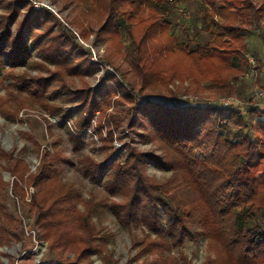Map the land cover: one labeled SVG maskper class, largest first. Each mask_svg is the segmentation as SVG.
<instances>
[{"label": "trees", "instance_id": "16d2710c", "mask_svg": "<svg viewBox=\"0 0 264 264\" xmlns=\"http://www.w3.org/2000/svg\"><path fill=\"white\" fill-rule=\"evenodd\" d=\"M81 1L89 10L99 9L95 18L103 19V25H107V40L124 32L131 44L136 43L143 49L136 57H140L139 62H150V69L153 67L155 72L160 70L165 87L180 78L190 81L193 90L203 83V90L232 94L241 75L250 68L248 38L253 33L258 34L263 51V58L255 60L258 66L262 61L264 63V0H197L193 19L197 18L202 25L207 35L204 40L197 36L182 40L172 31V19L180 5H187L188 0ZM31 11L22 20L16 36L9 27L16 21V10L0 16V58L7 49L18 63H25L31 56L24 35L45 25L51 15L47 11L35 23L41 12L37 13L36 20H32L34 13ZM71 33L69 27L62 26L58 33L61 42L56 43L53 38L45 42L50 51L34 42L41 59L55 66L52 71L48 69L47 76L26 77L23 74L16 76L17 82L12 83L17 91H26L31 102H38L40 108L49 109L55 116L58 108L49 106L48 98L58 95V89L46 95L51 83L56 80L61 83L59 87L65 89L69 86L67 77L79 76L91 69L78 71L76 65L71 64L73 48L64 49L65 43H72ZM41 37H45L44 32ZM165 73L167 77L163 76ZM175 73L182 76H172ZM146 74L139 64L140 87L154 88L155 82H149ZM249 92L250 89L239 95L246 98ZM112 93L114 91L107 88L93 93L94 97L90 92L82 91L69 98L70 101L78 99L87 106L86 116L79 126L72 127L80 133L73 139L76 148L81 145L82 131L90 128L91 123L95 124L97 119V125L102 126L100 109L109 104L106 96ZM130 96L129 92L120 95L124 99ZM136 103L134 108L127 110L129 115L132 114L127 126L143 129L140 137L155 144L160 153L130 149L121 164L98 162L88 155L80 159L86 176L93 178L108 171L105 189L109 195L117 196L119 202L111 200L105 204L101 200L90 207L93 197L83 202L77 189L60 183L55 164L63 158L58 151L46 148L39 166L32 171L34 173L26 164L20 168L24 162L21 158L14 159L11 154L0 151V159L5 162L1 164L0 160V166L20 178L29 171L26 185L34 188L31 200L22 202L23 219L0 211V248L15 242L21 244L22 250L30 249L27 246L33 243L32 236L26 233L24 221L32 215L33 237L47 243L48 251L57 257L35 263L30 251H26L17 264H78L74 257L82 245L89 244L93 237L106 239L89 221L94 208L105 207L115 212L124 225L139 224L148 230L146 238L136 243L145 245L144 252L155 249L151 251L159 253L181 245L185 237L190 236L188 225L197 222L200 225L197 233L207 240L208 248H218V256L229 258L231 264H264V118L257 117L251 123L250 116L253 110L259 109L246 108L243 112L213 103L166 104L149 97ZM0 113L12 114L5 108H0ZM70 115L65 112L59 119L68 120ZM112 119L113 122L117 120ZM105 121L109 130L104 135L98 129L96 132L101 135V141L104 137L103 141L109 143L106 144L108 147L116 148L112 129H117L119 122H114L115 127L111 128L109 121ZM149 162L169 169L170 176L158 181L149 178L145 172ZM21 189L17 183L13 184L12 191L20 194ZM78 202L84 204L82 211ZM110 237L108 235L107 239ZM0 255L8 258V264H14L9 253L0 250ZM165 263L160 259L154 261V264ZM0 264L6 263L0 258ZM101 264H115V260L108 256Z\"/></svg>", "mask_w": 264, "mask_h": 264}, {"label": "rangeland", "instance_id": "374dc122", "mask_svg": "<svg viewBox=\"0 0 264 264\" xmlns=\"http://www.w3.org/2000/svg\"><path fill=\"white\" fill-rule=\"evenodd\" d=\"M187 2V5L186 3L180 5L172 19V31L182 40H186L187 37L196 38V36L197 39L204 40L207 35L202 30V25L197 18L193 19L198 1L188 0ZM185 8L187 10H184ZM14 9L17 12V18L9 26L13 36L19 35L21 22L30 10H32L31 14L34 13L31 17L32 20H36L37 13L41 12L35 23L43 17L45 12L48 11L51 15L49 22H46L45 25H39L42 24L39 23L38 29L33 28L31 33H25V46L31 52V56L27 58L25 63L16 62L15 55L10 53L8 49L0 58V98L2 101L0 108L9 109L12 113L10 116L6 113H0V151L11 154L14 159L21 158L24 162L20 168L26 164L31 172L39 166L46 148L55 152L58 151L63 158V161L55 164L61 179L60 183L71 185L77 189L83 202L85 200L90 201V197H93L94 199H91L89 203L90 207L92 203L96 204L101 200H104L105 204L111 200L112 202H119L120 200L117 196L109 195L105 189L104 183L108 171H102L93 178L90 175L86 176L80 161L82 157L88 155L98 162L106 161L107 163L121 164L130 149L160 153V149L155 144L140 137L143 129L138 127L130 129L127 126L128 120L132 118V114L129 115L127 110L134 108V103L137 100L140 101L147 97L157 99L165 97L164 100H167L168 103L176 101L184 105L186 104L184 98H192L187 96L195 97L191 101H200L197 98L215 99L220 95L216 94L213 89L203 90V83L199 84L197 90H193L190 81L180 78L174 79L165 87L160 70L155 72L153 67L150 69V62L147 64L146 61L139 62L140 57H136V54H141L143 49L138 48L136 43L131 44V39L124 32H121L120 36L113 40H107L105 38L108 36L105 29L107 25H103V19L95 18L96 11L99 9L89 10L88 6L83 4L81 0H0V16H6ZM62 26L69 27L73 36L72 43H65L64 48L65 50L73 48L71 64L76 65L75 68L78 71L88 70L89 67L91 69L88 73L84 72L79 76L67 77L66 81H68L69 86L65 89L60 88L59 84L61 83L56 80L51 83L46 93L47 96L55 88L58 89V95L48 98V105L58 108L59 111L56 113L57 117H53L51 116L53 113L49 109L40 108L38 102H31V97L27 92L17 91L12 83L17 82L14 79L16 76L26 74V77H45L49 73L48 69L51 71L55 69L53 64L45 63L41 59L39 50L34 47V42H38L39 46L42 45L46 48L45 42L48 39L53 38L56 39V43L61 42L62 39L59 38L58 33L62 30ZM25 29L28 28L25 26ZM43 32L45 33L44 38L41 37ZM248 39L249 56L263 58L258 34L253 33ZM47 50L50 51L51 49L47 48ZM136 59L137 61H135ZM139 64L145 68L147 80L151 83L155 82L154 88L140 87L141 81L137 77ZM263 64L262 61L261 65ZM254 65L258 66L256 60ZM261 65L258 67L260 68ZM244 74L241 75V79L236 84V90L232 94L239 96L254 86H264L263 72L259 71L256 79L246 78ZM163 76L167 77V73ZM172 76L182 75L175 73ZM107 88H111L114 93L110 94L109 97L106 96L109 104L100 109L99 122L102 126L97 125V119L95 124L91 123L90 128L82 131L79 139L81 145L76 148L73 139L76 134L80 135V133H77L72 127L79 126L81 120L86 116L87 106L84 107L78 99V101H70L69 98L82 91L90 92V95L94 97L93 93ZM123 92H129L130 98L120 97ZM138 104L137 102L136 105ZM246 106H248L247 103ZM251 108L256 109L257 107ZM65 112H70L72 115L69 116L68 120H59ZM250 116L252 118L251 123L257 117L264 118V110H253ZM112 117L117 118L114 122H119L118 128L112 129L115 139L113 145L116 148L108 147L106 144L109 143L103 141L104 137L101 141L99 139L101 135L99 136V133L96 132L98 129L104 135L106 130H109L105 119L109 121L111 128H114L115 123L112 121ZM254 134H252L253 137H255ZM0 160L1 164H5L2 159ZM28 172L21 178L15 177L0 166V184L2 185V188L0 187V211L6 212L12 217L21 216L23 219L24 204L22 202H29L31 193L34 191L32 186L26 185ZM145 172L149 178H155L157 181L163 180L171 174L169 169L159 168L150 162L146 165ZM14 183L22 188L20 194L12 191ZM83 202L82 204L77 203L81 211L83 210ZM193 216L195 215L193 214ZM33 219L34 216L28 215L24 221V227L32 236L33 241V243H28L30 246L27 247L30 249L26 248V251H30L32 258L39 254V261L56 258L55 254L48 251L47 243L37 241L33 237L34 235L31 233ZM89 221L101 230L100 235L105 236L106 239L93 237L89 244L82 245L74 257L78 264H101V260L108 256L115 260V264H154V261L157 260L158 262L159 259L164 260L165 264H231L229 258L218 256L216 246L208 248L207 240L197 233L200 228L197 222H191L188 225L190 236H186L181 245L155 253L152 252L155 249L144 252L145 245H136L140 240L146 238L147 229L139 224L124 225L115 212L109 208H94ZM108 235H111L109 240L107 239ZM7 246L6 251L14 259L22 256L24 249L22 250L18 243ZM85 248H87L86 251H82ZM99 251L101 252L100 255H98ZM131 260L132 263H130Z\"/></svg>", "mask_w": 264, "mask_h": 264}, {"label": "built area", "instance_id": "2783aa9c", "mask_svg": "<svg viewBox=\"0 0 264 264\" xmlns=\"http://www.w3.org/2000/svg\"><path fill=\"white\" fill-rule=\"evenodd\" d=\"M248 60L250 62V68L244 72V76L246 78H253V79H256L257 78V75L259 73V71L263 72L264 73V64L259 67L255 66V58L253 56H249L248 57ZM259 68V69H258ZM187 97H192V98H195L193 96H187ZM149 98H153L157 101H160L162 103H168L167 100H164L165 97H159L160 99H157V98H154V97H149ZM192 98L190 99H185V103L186 104H189V105H205V104H208V103H213V104H216L218 106H226V107H231V108H234L236 110H240V111H245L244 109L246 108H251L253 106L261 109V110H264V86L262 87H259V86H254L251 88L248 96L245 98L243 97L242 95H239L238 94H225V95H218L217 98L215 99H204V98H197L199 99L200 101L198 100H192ZM163 99V100H161ZM176 102V101H175ZM246 102L247 105L249 106H246ZM173 102H170L168 104H171ZM178 103V102H177ZM253 105V106H252ZM53 117H57L55 115H51ZM60 120V119H59ZM31 233L34 234V230H31ZM27 234L28 231H27ZM25 250L22 251V256L25 254ZM39 254H36L35 256V260H37V262L39 261L38 258H39Z\"/></svg>", "mask_w": 264, "mask_h": 264}, {"label": "crops", "instance_id": "0c3cea01", "mask_svg": "<svg viewBox=\"0 0 264 264\" xmlns=\"http://www.w3.org/2000/svg\"><path fill=\"white\" fill-rule=\"evenodd\" d=\"M26 233H27V231H26ZM13 243H15V242H13ZM10 244H12V243H10ZM20 245V247H21V244H19ZM6 247H8L7 245H4V246H2L1 248H0V250L1 251H3V252H5V253H9V252H7L6 251ZM22 251V250H21ZM10 254V253H9ZM11 255V254H10ZM12 256V255H11ZM13 257V256H12ZM23 256H21L20 258H18V259H14V257H13V259H14V264H17L18 262H19V259L21 260V258H22ZM0 258L6 263V264H8V258L7 257H5V256H2V255H0ZM34 261H35V263H37V260H35V258H34ZM41 261V260H40ZM39 262V261H38Z\"/></svg>", "mask_w": 264, "mask_h": 264}, {"label": "water", "instance_id": "95a60500", "mask_svg": "<svg viewBox=\"0 0 264 264\" xmlns=\"http://www.w3.org/2000/svg\"><path fill=\"white\" fill-rule=\"evenodd\" d=\"M43 242V241H42Z\"/></svg>", "mask_w": 264, "mask_h": 264}]
</instances>
